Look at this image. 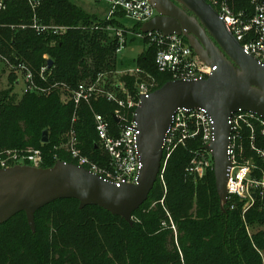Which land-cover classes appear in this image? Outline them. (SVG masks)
I'll use <instances>...</instances> for the list:
<instances>
[{"label":"trees","instance_id":"obj_1","mask_svg":"<svg viewBox=\"0 0 264 264\" xmlns=\"http://www.w3.org/2000/svg\"><path fill=\"white\" fill-rule=\"evenodd\" d=\"M39 1L36 15L40 22L66 25L68 29L60 35L40 34L29 28L20 29L18 25L30 23L33 10L26 0L6 1L5 9L0 11V50L11 61L26 63L34 73L36 81L45 87L53 83H63L69 89H75L80 83H85L82 81L94 80L101 72L115 68L117 70L119 61L116 49L119 39L117 36L112 37L106 26L109 23L123 25L121 19L113 18L105 21L103 17L87 11L72 0ZM227 2L234 12L244 10L248 15L253 13L249 0H227ZM11 25L13 27H10ZM132 29L135 32L140 31V24L133 23ZM143 41L147 44L145 39ZM155 52L156 45H148L135 60L140 70L147 71L154 78L152 91L172 80L168 73L157 70L154 63ZM48 59L52 60V65L45 69L47 81L37 80L41 67L47 65ZM142 75L140 71L135 75L125 74L122 77L128 86V92L135 100L138 95L134 85L141 81ZM8 77L15 86V75L10 73ZM104 92L101 91L98 97H93L88 102L82 101L77 106L73 101L59 102V89H52L47 95L26 93L18 106L17 93H14L11 87L1 89L0 148L36 146L43 154L40 165L42 167H50L58 160L77 163L67 152L59 148L65 140V134L74 128L82 153L91 158L92 162L107 167L109 158L97 141L93 116L96 111L95 113L105 116L112 127H116L113 112L117 104L106 100ZM73 117L76 118L74 121ZM128 117H132L131 111ZM44 129L48 130L47 143L41 142ZM255 136L256 146L264 149V136L258 131ZM202 146L199 140L190 142L187 146L175 149L167 160L164 171L167 189L165 202L177 225V239L183 261H179L172 231L163 230L155 236L160 241L163 251L160 264H261L253 244L259 248L264 247V242L258 237L259 234H255L252 241L248 238L242 220L243 203L234 198L224 205L225 211H222L213 169H208L202 178L196 180L185 172L193 156V150L202 149ZM244 148L245 154L255 152L249 149L246 139ZM158 184L159 179L147 199L132 214L141 221V225H128L122 217L112 215L96 205H86L82 209L77 208V211L95 209L102 218L96 226L101 232L107 230L108 225L102 223L103 218H108L113 225L118 222L116 226L120 225V228L130 231L131 237L143 245L150 234L156 233L155 228L164 217L159 204L154 205L148 212H143L152 200L156 201L162 195ZM195 193L197 197L193 198ZM72 202L78 203L79 206L76 199L70 198L52 201L38 209L34 214L36 229L34 234L29 233L31 229L23 211L0 224L1 234L9 237L14 230L22 229L21 224H24L28 226V230L25 228L28 233L25 232L23 236L36 235L41 229L46 240L49 241V237L53 240L64 228L72 230L73 225L66 216L56 215L55 219H60L64 225L56 226L53 222L50 226L47 223L49 214L44 217V213L47 211L54 213L59 207L63 209ZM67 215L71 216V213ZM244 218L249 224L263 222L264 210L258 201L244 213ZM145 232H149V235ZM62 245L64 248L60 251L63 256L61 264H76V253L79 249L74 245V241ZM120 257L115 258L123 264L125 258H122V255ZM37 262L39 260L32 261L31 264Z\"/></svg>","mask_w":264,"mask_h":264},{"label":"water","instance_id":"obj_2","mask_svg":"<svg viewBox=\"0 0 264 264\" xmlns=\"http://www.w3.org/2000/svg\"><path fill=\"white\" fill-rule=\"evenodd\" d=\"M157 14L142 23L143 33L177 34L206 64L215 66L203 79H173L140 95L133 121L138 130L141 168L135 183L117 186L89 169L58 160L50 167L13 165L0 169V224L24 212L32 231L34 214L58 199H76L79 208L99 206L121 216L129 225L132 214L147 199L161 169L163 144L177 108L205 109L213 121V140L205 146L213 159L220 209L224 210L226 181L231 166L227 147L233 113L247 111L264 119V62L245 53L223 19L206 0H150ZM191 12L186 13L182 8ZM52 60H47V67ZM115 121H119L114 117ZM44 129L41 142L47 143ZM255 195H253L254 197Z\"/></svg>","mask_w":264,"mask_h":264},{"label":"built area","instance_id":"obj_3","mask_svg":"<svg viewBox=\"0 0 264 264\" xmlns=\"http://www.w3.org/2000/svg\"><path fill=\"white\" fill-rule=\"evenodd\" d=\"M6 1L0 0V11L5 9ZM33 10L30 23L18 25L20 29H32L36 33L60 35L68 26L40 22L36 15L39 0H26ZM106 12L103 17L105 21L118 18L122 15L135 24H140L153 18L157 11L150 0H104ZM223 19L227 29L240 43L247 54H251L264 62V0H249L253 13L248 15L246 11L234 12L227 0H206ZM111 24L106 29H111ZM13 27V26H12ZM120 35L121 32H114ZM137 37L145 39L147 45L155 44L156 52L154 63L158 71L168 73L173 79H203L207 78L215 69V66L204 63L194 50L188 45L185 38L177 34L163 35L159 31L135 33ZM122 41V39H120ZM120 42V41H119ZM123 44L120 42L116 52H120ZM0 63L8 65L15 75V83L22 84L26 91H36V77L30 67L22 62H14L0 50ZM47 65H43L39 74L45 76ZM141 70L138 67L125 71L124 74L135 75ZM138 98L135 100L125 89V95L117 92H104V98L117 104L113 112L116 127H112L108 119L100 113H94V126L97 133V141L100 148L108 156V167L99 168L79 147V140L74 128L67 133L65 140L59 148L67 152L77 165L83 166L90 171L98 173L106 180L117 186L123 183H135L139 170L142 166L139 159L137 147L138 130L133 121L134 111L139 104L140 95L152 92L153 83H136ZM122 88V87H121ZM117 90H120L117 87ZM94 85L80 83L77 88L71 89L68 101H73L77 106L80 102H88L93 97L100 95ZM68 101H64L67 103ZM131 111L132 117H128ZM76 118L73 117V121ZM231 132L227 154L231 163L227 174L226 192L227 199H238L243 203L242 216L252 207L255 202L260 203L264 210V149L256 146L255 133L260 132L264 136V119L247 111L233 113L229 118ZM213 121L205 109L177 108L172 116V122L166 131L163 144V158L159 176L165 170V166L171 153L180 146H187L190 142L199 140L202 149L193 150V156L185 168L187 175L194 178H202L207 169L213 165V159L205 146L213 140ZM248 142L249 149L254 154L244 156V142ZM12 160V162H9ZM43 161L42 151L38 148L28 150V154L18 157L17 154L9 155L7 158L0 157V168L9 167L10 164L29 163L41 165ZM253 195H255L253 197Z\"/></svg>","mask_w":264,"mask_h":264},{"label":"rangeland","instance_id":"obj_4","mask_svg":"<svg viewBox=\"0 0 264 264\" xmlns=\"http://www.w3.org/2000/svg\"><path fill=\"white\" fill-rule=\"evenodd\" d=\"M72 1H74L75 3L86 9L87 11L97 15L98 17L105 16L106 7L104 6L103 3H101L104 0H72ZM118 17L119 19H121L123 25L117 26L111 24L110 26L111 29H106L111 33L110 35H112V37L117 36L119 41L123 44V47L120 49V52L117 53L118 54L117 60L119 61V62L117 61L118 62L117 70L115 68L114 70L101 72L94 80H85L82 82L94 85L95 88L100 92L101 91L115 92V93L117 92L118 94L125 95L123 89L127 91L128 86L126 85L125 81L122 79V77L125 75L124 72L137 67L135 60L148 45L143 41V39L136 36L135 30L132 29L133 22L131 20L125 18L122 15L121 16L118 15ZM10 27H12V25ZM115 31L121 32V34L116 35L114 33ZM131 38H133L132 41ZM120 39H122V41ZM7 66L8 65L0 63V90L11 87L14 93H17L18 106L21 104L22 98L24 97V95H26V93H34L36 95H47L52 89H59L60 91L59 102L61 101L64 103V101H68L67 99L70 96L71 89H69L63 83L62 84L53 83L50 86L45 87L40 85L39 82L36 81L38 87L36 88V91H32V92L26 91L22 84L17 85L15 81H14L15 86L12 85V81L8 77L12 72L11 69ZM142 73H143V75L141 76L142 79L139 82H144V83L154 82V78L147 71H143L141 69V74ZM37 80L47 81V76L46 75L41 76L40 74H38ZM117 87H119L120 90H117ZM137 87L138 84L135 83L134 89L135 88L137 89ZM66 135L67 134H65V137ZM35 148L36 146L33 145H28L20 148L5 146L0 148V157L7 158L10 154L11 155L17 154L18 157H23L28 154V150ZM244 156H247L245 152H244ZM9 162H12V160H9ZM17 164L23 165L22 163H17ZM17 164H10V166ZM95 164L99 166V168L100 167L104 168V166L102 165L100 166L97 163ZM24 165H31L35 167L40 166V165L39 166L32 165L29 163H25ZM208 169H213V165ZM164 171L162 173V177L158 176L159 179L158 189L159 192H162V195L156 201L152 200L148 208L147 209L145 208L143 210V212H148L152 207H154V205L159 204V208L164 213V217L162 222H159V226L155 228L156 233H152L149 235V232H145V234L149 235V237L145 240L143 245L140 242L138 243L134 238L131 237V234H129L130 231L120 228V225L116 226L118 222L115 225H113L112 223H110V219L108 218H103L102 224H106L109 227L106 226L107 230L101 232L100 229L96 228L98 224L97 222L102 220V218L99 216L100 213L92 208L82 210L83 212H78L77 211V208H79L78 203L72 202L70 206H66L63 209L59 207L58 209L55 210L56 212L54 211V213H51L50 211L44 213V217L45 215L49 214L47 223L50 226H52L53 222L56 224V226L64 225V222H62L60 219L57 218L55 219L56 215L61 217L66 216L69 222L73 225L72 230H68L67 228H64L61 233L56 234V237H54L53 240L51 239V237H49V241L46 240L45 237L43 236V233H41L42 232L41 229L40 231H38L36 235L23 236L24 233L27 232L28 230L27 229L28 226H25L24 224L23 225L21 224L22 229L19 228L14 230V233L9 237H6L3 234H1V230H0V264H31L32 261L35 260H39V262H37L36 264H61L63 260V256L60 254V251L64 248L62 244L63 243L66 244L71 241H74V245L79 249V252L76 253V258H75L76 264H121L120 260L115 258V257H120V255H122V258H125V261L122 262L123 264H160L163 259V251L160 241L157 238H155V236L158 232H161L163 230L172 231L174 236V244L175 247L178 249V253H179V261H183L182 252L178 245L179 242L177 239V225L174 222V217L170 213L169 209L167 208V204L165 202L167 189L164 180ZM196 179L197 178L195 177L193 180ZM196 197L197 196L195 193L193 198ZM194 207L195 205L193 206L192 209H194ZM68 213H71V216H68L67 215ZM242 218L245 224V229L248 238L252 241L253 236L255 234H259L258 237L264 242V220L262 223L249 224L248 222H246L247 220H245L244 217ZM132 219L133 222L131 226L141 225V221L138 218L132 216ZM115 226L116 229L113 230ZM35 230L34 231L31 230L29 233L34 234ZM53 230L51 231V233H53ZM73 235H74V239H73ZM253 246L260 259V263L264 264V247L258 248L254 244ZM103 247L105 253H103L104 251L102 250Z\"/></svg>","mask_w":264,"mask_h":264},{"label":"flooded vegetation","instance_id":"obj_5","mask_svg":"<svg viewBox=\"0 0 264 264\" xmlns=\"http://www.w3.org/2000/svg\"><path fill=\"white\" fill-rule=\"evenodd\" d=\"M183 8V7H182ZM184 9V8H183ZM187 13H189V14H191L189 11H187L186 9H184ZM185 40H186V38H185ZM186 42H187V40H186Z\"/></svg>","mask_w":264,"mask_h":264},{"label":"crops","instance_id":"obj_6","mask_svg":"<svg viewBox=\"0 0 264 264\" xmlns=\"http://www.w3.org/2000/svg\"><path fill=\"white\" fill-rule=\"evenodd\" d=\"M101 3H103V4H104V6L106 7V3H105V1H103V2H101Z\"/></svg>","mask_w":264,"mask_h":264}]
</instances>
